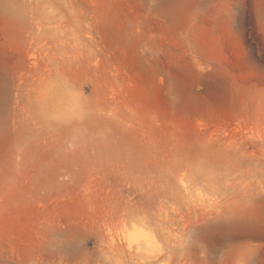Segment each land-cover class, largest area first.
<instances>
[{"label": "rangeland", "instance_id": "1", "mask_svg": "<svg viewBox=\"0 0 264 264\" xmlns=\"http://www.w3.org/2000/svg\"><path fill=\"white\" fill-rule=\"evenodd\" d=\"M0 264H264V0H0Z\"/></svg>", "mask_w": 264, "mask_h": 264}]
</instances>
